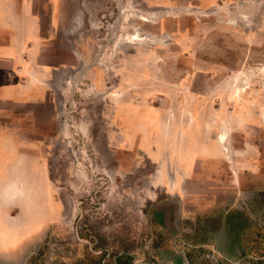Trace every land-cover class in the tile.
I'll list each match as a JSON object with an SVG mask.
<instances>
[{
  "label": "rangeland",
  "instance_id": "374dc122",
  "mask_svg": "<svg viewBox=\"0 0 264 264\" xmlns=\"http://www.w3.org/2000/svg\"><path fill=\"white\" fill-rule=\"evenodd\" d=\"M27 2L45 94L0 101V264H264V0Z\"/></svg>",
  "mask_w": 264,
  "mask_h": 264
},
{
  "label": "crops",
  "instance_id": "0c3cea01",
  "mask_svg": "<svg viewBox=\"0 0 264 264\" xmlns=\"http://www.w3.org/2000/svg\"><path fill=\"white\" fill-rule=\"evenodd\" d=\"M15 1L0 0V101L35 102L45 94L44 70L35 58L40 30L27 0L22 11L25 21L15 20L18 13L10 5Z\"/></svg>",
  "mask_w": 264,
  "mask_h": 264
},
{
  "label": "bare ground",
  "instance_id": "6f19581e",
  "mask_svg": "<svg viewBox=\"0 0 264 264\" xmlns=\"http://www.w3.org/2000/svg\"><path fill=\"white\" fill-rule=\"evenodd\" d=\"M226 127V126H225ZM228 134H229V130L227 129V128H223L222 129V132H221V134H220V137H219V143L222 145V147L223 148H225V147H227V144L224 142V140L227 138V136H228ZM225 150V149H224ZM226 151V150H225ZM227 153H229V152H227ZM173 180V182L175 183V179H172ZM16 183V182H15ZM172 183V182H171ZM17 185H18V183H17ZM18 188V187H17ZM7 201V200H6ZM5 202V201H4Z\"/></svg>",
  "mask_w": 264,
  "mask_h": 264
},
{
  "label": "trees",
  "instance_id": "16d2710c",
  "mask_svg": "<svg viewBox=\"0 0 264 264\" xmlns=\"http://www.w3.org/2000/svg\"><path fill=\"white\" fill-rule=\"evenodd\" d=\"M232 228V227H231Z\"/></svg>",
  "mask_w": 264,
  "mask_h": 264
}]
</instances>
